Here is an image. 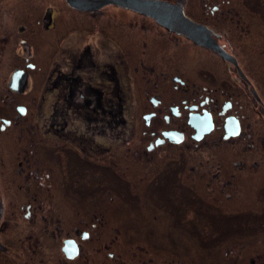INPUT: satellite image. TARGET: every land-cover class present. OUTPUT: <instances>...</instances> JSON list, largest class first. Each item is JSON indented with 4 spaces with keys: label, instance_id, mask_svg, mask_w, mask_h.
<instances>
[{
    "label": "flooded vegetation",
    "instance_id": "flooded-vegetation-1",
    "mask_svg": "<svg viewBox=\"0 0 264 264\" xmlns=\"http://www.w3.org/2000/svg\"><path fill=\"white\" fill-rule=\"evenodd\" d=\"M102 1L0 0V264H264V0Z\"/></svg>",
    "mask_w": 264,
    "mask_h": 264
},
{
    "label": "water",
    "instance_id": "water-1",
    "mask_svg": "<svg viewBox=\"0 0 264 264\" xmlns=\"http://www.w3.org/2000/svg\"><path fill=\"white\" fill-rule=\"evenodd\" d=\"M106 1H108V0H106ZM110 2H115V3H117V4H119L120 6H123V7L132 8V9H141V10H144V11H146V10L148 11L151 8L158 7V6H155L152 2H148V1H137V0H110ZM163 8L166 9L165 7H163ZM162 15L164 17H165V15H167L166 10L163 11V14H160V16H162ZM157 21L159 22L158 18H157ZM160 22L165 27L170 28L172 26L171 25V22L164 21V20L163 21H160ZM180 24L182 25V28L180 29V32L183 33V34H185L186 36H189L190 37L191 31H190V28L188 27V24H186L185 22H182ZM170 29H172V28H170Z\"/></svg>",
    "mask_w": 264,
    "mask_h": 264
},
{
    "label": "rangeland",
    "instance_id": "rangeland-1",
    "mask_svg": "<svg viewBox=\"0 0 264 264\" xmlns=\"http://www.w3.org/2000/svg\"><path fill=\"white\" fill-rule=\"evenodd\" d=\"M249 199H250V198H249ZM262 221L264 222V218L262 219ZM262 231H264V229H263Z\"/></svg>",
    "mask_w": 264,
    "mask_h": 264
}]
</instances>
